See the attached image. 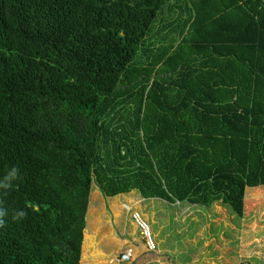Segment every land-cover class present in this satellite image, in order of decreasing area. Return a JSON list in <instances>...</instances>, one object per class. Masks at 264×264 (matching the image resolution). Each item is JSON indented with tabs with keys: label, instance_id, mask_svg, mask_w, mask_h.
<instances>
[{
	"label": "trees",
	"instance_id": "obj_1",
	"mask_svg": "<svg viewBox=\"0 0 264 264\" xmlns=\"http://www.w3.org/2000/svg\"><path fill=\"white\" fill-rule=\"evenodd\" d=\"M95 181L243 217L264 185V0H0V264H82Z\"/></svg>",
	"mask_w": 264,
	"mask_h": 264
},
{
	"label": "rangeland",
	"instance_id": "obj_2",
	"mask_svg": "<svg viewBox=\"0 0 264 264\" xmlns=\"http://www.w3.org/2000/svg\"><path fill=\"white\" fill-rule=\"evenodd\" d=\"M173 14V11L171 12L168 8H166L162 13V16L159 18L158 23L156 21V28L154 29V32L157 31V25L161 23L160 19L164 18L166 20H170ZM143 59H146L145 55H143ZM94 183V185L96 186L95 188L98 187V194L101 195L97 196L98 205L96 206V209L92 210L91 212L93 213L92 218L95 221L93 227H90V221L87 222L83 243L84 249L86 236L88 233L93 236H95V233H98L100 236L105 237L106 234L113 231L121 239H124L125 236L130 239L133 237L141 236L139 238V241H142L141 230L132 217L133 213L137 211V208H132L131 213L130 210H128L123 205L124 200L127 201L126 198L134 195H139L137 197V201H139L140 199L142 200L143 198V201L145 203L141 205L140 208H144L145 206L153 208L154 206V208L157 210V213L161 214L158 216V222L166 227L165 232H168L169 234L166 245L169 249H173L172 252L168 253L170 257L169 260L173 264H194L195 262L200 261V259L193 261V254H195L198 249H200V247L202 248L203 244L205 243L202 241V236L200 234H197L200 229H204V236H206L207 239L211 241L210 248H204L206 249V251L213 253H216L218 251L217 242L211 240L212 238H216V240L220 244L224 245L225 248V242H223L222 240L224 236L230 239L228 242V246L231 247V249L228 251L227 256H225L226 260H228L230 258V255L234 253H236L238 256L239 253L237 251L242 250L243 254H245V258L244 261L239 262V264H249V262H251L252 264H264V244H261L258 247L257 243H255L256 247H254V249L251 248V252L254 253L251 254L250 257H247L249 255L250 248L246 246L247 241L241 239V236H246V233H248L249 231V228H247L249 227L248 223H252L253 221L250 218L251 216L253 219H255V222H257L258 226L255 231L256 237L262 241L264 240V229L261 228L262 224L264 223V199L261 197L252 213L249 214L248 211H245L244 217L247 218L245 224L244 222H241L240 216H238L233 211V209L230 208V206L226 207L229 213L228 217L222 221H215L217 215H215L214 212L209 210L207 206L198 205L197 207H195V209L200 211L204 210L206 211L207 215L199 216L198 220H195L191 219L188 214H184L185 211H188L186 207L189 205V202H170L165 199H159L157 197H143L138 189H134L130 192H125L114 196H107L101 191L98 183L96 181ZM261 189H264V185L258 187H247L244 198V206L247 205L248 208L250 205V199H254L259 192L264 191ZM113 204L119 205L118 212L115 210ZM138 212H140L142 217L146 219L142 213V210L138 209ZM181 214H183L184 217ZM146 220L149 223L153 236L155 238L156 224H152L148 219ZM136 226L137 230L136 232H134ZM202 226H204V228H202ZM241 229L245 230V233H242ZM219 251L222 252V249H220ZM255 251H259V253L256 254ZM238 259L240 258L238 257ZM83 264L86 263L83 262Z\"/></svg>",
	"mask_w": 264,
	"mask_h": 264
},
{
	"label": "crops",
	"instance_id": "obj_3",
	"mask_svg": "<svg viewBox=\"0 0 264 264\" xmlns=\"http://www.w3.org/2000/svg\"><path fill=\"white\" fill-rule=\"evenodd\" d=\"M95 183L93 182L92 185V190L90 194V202H89V209L87 212V222H89L90 219V214L92 210L96 209V206L98 205V199L97 196L101 195L98 194V187L95 188L96 186L94 185ZM101 193V192H100ZM121 194V193H120ZM142 195V194H141ZM139 195H134L130 196L129 198H126L127 201L124 200L123 205L130 210L132 213V208H137L136 210H142L143 215L145 216L146 219L151 221L152 224L155 225V240L157 242V249L155 251H150L147 248L145 240L142 237V241H139V238L141 237H133V238H128L127 236L124 237V239H121L116 233L113 231L109 232L106 234L105 237L100 236L98 233H95L93 236V248H92V254L90 257V264H110L111 260L114 258H117L119 254L128 246H133L135 248V253L133 255L132 261L129 264H146L150 261H153L157 264H173L169 260V252H172L173 249H169L166 245L167 238L169 236L168 232H165L166 227L163 224H160L158 222V216L161 215L160 213H157V210L154 208H149L148 206H145L144 208H140L141 205L145 204L142 200L140 199L137 201V197ZM134 197V198H132ZM162 199V198H159ZM158 201V200H157ZM249 207L247 208V205L245 206L244 213L245 211H248V213H252V211L256 207V202L251 199L249 202ZM199 204H192L189 203V205L186 207L188 210L187 212L185 211L184 214H188L191 219L198 220L199 216H206L207 213L204 210H196L195 207H197ZM204 206V205H202ZM229 206L222 201H216L212 207L207 206L209 210L214 212L215 215H217L215 221H222L226 219L229 215L226 207ZM231 208V207H230ZM200 209V208H198ZM183 215V214H181ZM133 217V215H132ZM184 217V215H183ZM250 218L253 220L252 223H248L249 231L246 233V236H241L242 240H246L249 249V255L247 257H250L251 254L254 252H251V248L254 249L256 247L255 243H257V246L259 247L261 244H264V240H260L259 238L256 237V228L257 222H255V219H253L251 216ZM204 219V218H203ZM241 222L245 224L247 218L240 217ZM204 228V226H202ZM262 229H264V223L261 226ZM240 229V228H239ZM238 229V230H239ZM137 226L135 227L134 232H136ZM245 230L241 229L242 233ZM197 234H200L202 236V241L205 242L198 251L193 254V261L200 259L199 262H195L194 264H239V262L244 261L245 254H243L242 250H238L237 252L239 255L237 256L236 253L230 255V258L226 260L225 256H227L228 251L231 249L230 246H228L229 238H226L223 236L222 240L225 242V248L224 245L220 244L216 238H212L211 240H214L217 242V248L218 251L216 253L206 251V247L210 248L211 246V241L207 239L206 236H204L205 231L204 229H200ZM255 234V235H254ZM254 235V236H253ZM192 238V237H191ZM190 238V239H191ZM101 241V242H100ZM137 243V244H136ZM255 245V246H254ZM222 249V252L219 250ZM84 248L82 251V258H81V263L83 264V256H84ZM256 254L259 253V251H255ZM238 257L240 259H238ZM264 259V257H263ZM111 264H116V263H111ZM193 264V263H192ZM249 264H252L249 262Z\"/></svg>",
	"mask_w": 264,
	"mask_h": 264
},
{
	"label": "built area",
	"instance_id": "obj_4",
	"mask_svg": "<svg viewBox=\"0 0 264 264\" xmlns=\"http://www.w3.org/2000/svg\"><path fill=\"white\" fill-rule=\"evenodd\" d=\"M133 218L138 224L139 229L141 230L142 237L144 238L147 248L150 251H155L158 247L157 242L153 236L151 227L146 219H144L140 212L136 211L133 213ZM135 253V248L133 246L126 247L117 258L111 260V263L116 264H129L132 261L133 255ZM146 264H157L153 261H150Z\"/></svg>",
	"mask_w": 264,
	"mask_h": 264
}]
</instances>
